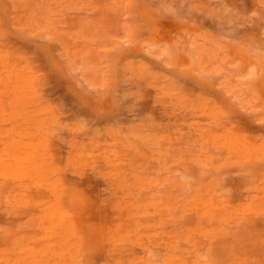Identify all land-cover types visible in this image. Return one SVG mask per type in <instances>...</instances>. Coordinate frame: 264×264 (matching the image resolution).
Segmentation results:
<instances>
[{"label": "rangeland", "instance_id": "obj_1", "mask_svg": "<svg viewBox=\"0 0 264 264\" xmlns=\"http://www.w3.org/2000/svg\"><path fill=\"white\" fill-rule=\"evenodd\" d=\"M0 264H264V0H0Z\"/></svg>", "mask_w": 264, "mask_h": 264}]
</instances>
